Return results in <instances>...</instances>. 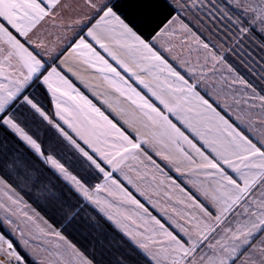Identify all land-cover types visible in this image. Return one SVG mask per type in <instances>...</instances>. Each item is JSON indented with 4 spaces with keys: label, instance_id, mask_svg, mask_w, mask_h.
I'll list each match as a JSON object with an SVG mask.
<instances>
[{
    "label": "snow or ice",
    "instance_id": "obj_1",
    "mask_svg": "<svg viewBox=\"0 0 264 264\" xmlns=\"http://www.w3.org/2000/svg\"><path fill=\"white\" fill-rule=\"evenodd\" d=\"M0 264H264V0H0Z\"/></svg>",
    "mask_w": 264,
    "mask_h": 264
},
{
    "label": "trees",
    "instance_id": "obj_2",
    "mask_svg": "<svg viewBox=\"0 0 264 264\" xmlns=\"http://www.w3.org/2000/svg\"><path fill=\"white\" fill-rule=\"evenodd\" d=\"M18 191L31 208L39 212L41 216L47 218L41 206L34 203L38 198V193L35 189L24 188L22 191ZM29 191H31V195L26 194ZM42 203L43 201L41 200ZM82 216L85 219L81 221L78 231L68 229L65 235L73 243L77 244L86 257L95 258L98 261L106 258L115 260L128 250L120 233L110 224L100 219L91 208L86 209L85 213H82ZM53 226L59 227L58 224H54ZM102 253L103 257L101 256Z\"/></svg>",
    "mask_w": 264,
    "mask_h": 264
},
{
    "label": "crops",
    "instance_id": "obj_3",
    "mask_svg": "<svg viewBox=\"0 0 264 264\" xmlns=\"http://www.w3.org/2000/svg\"><path fill=\"white\" fill-rule=\"evenodd\" d=\"M69 2H71V0H69ZM48 30L51 31V32L53 33V35L50 37V46L53 47V48H59V47H61L62 44L64 43V41H62V40H58V39H57V30H56L55 28H51V27H49ZM60 35H63V33H60ZM67 35L70 36L71 33L69 32V33H67ZM81 88H82V90H85V89L83 88V85H81ZM85 91H86V94H88L89 96H91L90 90H85ZM150 180H151V177H150V176L147 177L146 180H145V183H144V184H141L140 187H141L142 189H144V190H147L148 194L153 196V200H154V201H155L156 199H160V200H161V203L164 204L165 202H164V200H163V197H158V196H156L155 194L152 193L151 189L148 188V183L150 182ZM129 188H130V190L133 192V194L137 196L138 199H141V201H142V202H145L146 205H147V201L144 199V197H141V196L139 195V193H138L134 188H132L131 185H129ZM101 195H103V194H101ZM147 206H149V207L151 208V205H147ZM127 207H128V206H124V207H120V208L113 207V208H110L109 211L112 212L114 215H116L117 218H119V213L125 211V208H127ZM168 211L171 212V207L168 208ZM129 223H130V222H129ZM112 227H113V226H112ZM113 228H114V227H113ZM115 230H116V229H115ZM116 231L119 233L118 230H116Z\"/></svg>",
    "mask_w": 264,
    "mask_h": 264
}]
</instances>
